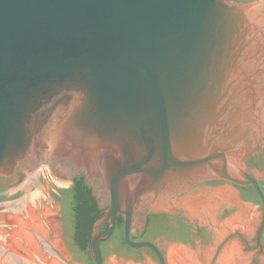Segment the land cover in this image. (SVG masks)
<instances>
[{"label":"water","instance_id":"water-1","mask_svg":"<svg viewBox=\"0 0 264 264\" xmlns=\"http://www.w3.org/2000/svg\"><path fill=\"white\" fill-rule=\"evenodd\" d=\"M261 147L264 0H0L1 188L52 162L101 181L95 264L119 215L127 244L165 264L130 240L136 212L207 227V196L243 203L231 185L182 196L212 180L254 188L260 238L247 161Z\"/></svg>","mask_w":264,"mask_h":264},{"label":"flooded vegetation","instance_id":"flooded-vegetation-1","mask_svg":"<svg viewBox=\"0 0 264 264\" xmlns=\"http://www.w3.org/2000/svg\"><path fill=\"white\" fill-rule=\"evenodd\" d=\"M234 1H251V0H234ZM55 171L60 170V172L66 177L65 181L69 182L70 185L66 189H59V192H55V201L59 206V213L60 219L57 222V229L51 230V236L54 237L57 234H60L58 240H61L62 246L64 247L65 244L67 245L68 240L66 239V232L69 236L70 243L74 246V248L78 251V254L81 256L79 257H72L71 263L72 264H80L82 260L88 259L90 264H95L94 259L91 254L90 244L93 234L94 225L97 220L93 223L90 238L88 240V247L83 250L81 248V244L78 238L77 233V225L78 220L74 215V207L75 204L85 206L87 201L85 199L79 198L78 196L81 195V189H86L91 192L92 197H94V202L98 204V208L102 211L101 217H103L107 206H102L100 200L95 194V188L97 184H100L105 189L104 185L99 180H90L85 177V175L75 168L66 166L63 168L57 167L55 164L52 165ZM251 170H255L262 174L264 177V147L259 148V151L251 156L247 161V173L251 175L259 184L263 194H264V181L260 178L253 175ZM19 176V175H18ZM17 176V177H18ZM13 179V178H12ZM12 179H0L5 181H11ZM6 184L1 183L0 188L4 187ZM233 186L236 187L240 193V198L243 202H247L254 205H261V201L256 194L254 188L251 185L247 186H237L234 183L225 181V180H212L206 181L203 183L198 184L193 189H191L188 193L182 195L186 196L191 193H196L203 190H215L220 187L224 186ZM254 193L259 199L260 203L256 204L254 201H245L244 197H249L252 200L256 197ZM181 196V197H182ZM231 215L229 210L224 209L222 210L219 219L225 220ZM100 217V218H101ZM98 218V219H100ZM140 224L139 226L134 227L132 223L131 233H130V240L135 243L139 242H149L155 245L159 251L161 252L164 263L167 264V259L164 251L156 242V238L165 236L166 239L170 237L168 240L171 244H186L184 238L190 237L191 235H195V238L200 235L202 228L197 223L196 225L191 223V219L184 214L182 209L175 211L173 213H145L140 217ZM134 222V218H133ZM261 225V224H260ZM109 227V222H106L101 230H106ZM207 229L213 231L214 227L212 224H207ZM260 228V226H259ZM258 231L254 238V245H246V249L248 252L252 253V261L254 264H260L259 258L264 255V230L260 238H258ZM119 229V232H118ZM125 219L122 215L117 217L116 221V228L113 235L105 242L100 244L101 255L103 259V264H106L109 258H115L119 264H127V263H134V264H146L147 261H150L154 264H160V261L157 255L151 249H141L135 250L131 248L126 240H125ZM212 234V233H211ZM236 238H240L238 233L230 234L224 240L222 245H218L215 247V257L213 262L216 260L217 255L220 253L221 249L225 244L229 241L234 240ZM209 247L208 249H210ZM204 252V251H202Z\"/></svg>","mask_w":264,"mask_h":264},{"label":"rangeland","instance_id":"rangeland-1","mask_svg":"<svg viewBox=\"0 0 264 264\" xmlns=\"http://www.w3.org/2000/svg\"><path fill=\"white\" fill-rule=\"evenodd\" d=\"M54 163L52 162L42 170H40L35 175L23 173L27 185L23 188V190H20V194L18 195L20 197L19 200L11 203H6L3 205L6 208H17V209H25L27 211V214L29 216V221L25 223V226L31 225V219H34L36 221L37 227H35L37 230H42L44 233H47V228L45 224H43V217H47V208H50L51 206L59 210V206L57 205L55 201V192H59V189H66L69 185L66 183L65 180L60 179L57 177L55 170L53 169ZM254 173H257L259 175H262L261 173L251 170ZM264 181V179H262ZM233 189L236 191V193L240 197V193L236 187H233ZM95 194L98 197V199L101 202L102 206H107L109 203V196L108 194H97V191L95 189ZM15 195V194H13ZM17 196V197H18ZM241 205L246 208H248V218L251 221V227L249 230L245 229L244 227L240 225H233L231 228H229L228 232L222 239H218L216 236L217 231L221 228H223L227 221H229L234 216L238 215L240 212V209L238 208H230L225 205H221L218 210L217 214L215 216L214 221L209 222L213 225L214 229L212 232H209L204 224H202V231L199 236L195 238V235H191L190 237L184 238V241L186 244H171L168 240L170 239L165 236H161L156 238V242L159 244V246L162 248L166 255L167 264L169 263L168 260V253L171 247L173 246H183L185 248H188L192 252L196 253L199 257V260L203 264H217L220 255L224 248L229 243H237L240 248L243 256L249 259V264H254L252 261L253 254L248 252L246 249V245L253 246L255 235L258 231V228L261 224L262 220V206L261 205H254L247 202H243ZM36 207V208H35ZM231 212V215L226 218L225 220H220L219 216L222 212V210L226 209ZM145 214L142 212H136L134 216V222L133 226H139L140 224V217ZM43 216V217H42ZM189 217V216H188ZM55 222H57V218H52ZM193 224V222L191 221ZM212 233V234H211ZM238 233L240 235V238H236L234 240L229 241L227 244L223 246L220 253L217 255L216 260L213 262V259L215 257L216 249L215 247L218 245H222L224 243V240L226 237L230 234ZM66 239L68 240V244L63 247L55 246L49 243L47 240L43 241V249L47 250V255H52V257L61 258L64 260L65 264H72L71 260L72 257H79L81 256L78 254V251L74 248L72 243H70L69 236L66 232ZM211 247L210 249H208ZM204 251V252H202ZM119 264V262L115 258H109L106 262V264ZM259 263L264 264V255L259 258ZM0 264H51L46 261H30V260H24L17 257H14L13 255H10L5 248L0 247ZM80 264H90V261L88 259L82 260ZM128 264V263H127ZM146 264H154L150 261H147Z\"/></svg>","mask_w":264,"mask_h":264},{"label":"crops","instance_id":"crops-1","mask_svg":"<svg viewBox=\"0 0 264 264\" xmlns=\"http://www.w3.org/2000/svg\"><path fill=\"white\" fill-rule=\"evenodd\" d=\"M55 172L58 178L64 180L60 170L57 169ZM19 192L0 188V247L5 248L10 255L20 259L65 264L64 260L47 255V250L43 249V241L45 240L52 245L62 247L61 240H58L60 234L51 236V230L57 229V222L60 219L59 210L51 206L46 210L47 217L46 215L45 217L42 216L47 233L37 230L32 225H27L24 228L22 224L29 221L27 211L3 206L6 203L19 200ZM54 217L57 218V222L52 219Z\"/></svg>","mask_w":264,"mask_h":264},{"label":"bare ground","instance_id":"bare-ground-1","mask_svg":"<svg viewBox=\"0 0 264 264\" xmlns=\"http://www.w3.org/2000/svg\"><path fill=\"white\" fill-rule=\"evenodd\" d=\"M207 197L212 203V205L208 207V221L212 222L215 219L218 208L221 205H225L227 207H229V205L227 204L222 193L210 195ZM230 208H238L240 209V212L238 215L227 221L223 228L217 231L216 236L218 237V239H222L228 232L229 228H231L233 225H240L247 230H249L251 227V221L248 218L249 210L248 208H246V206L244 207L243 205H240L239 207ZM31 223L32 226L37 227V225H35L36 221L34 219H31ZM22 225L25 228L28 224L26 226L25 223ZM37 229L39 228L37 227ZM168 260L170 264H203L199 260V257L196 253L183 246L171 247L168 253ZM217 264H249V259L243 256L240 246L237 243L233 242L227 244V246L224 248Z\"/></svg>","mask_w":264,"mask_h":264},{"label":"trees","instance_id":"trees-1","mask_svg":"<svg viewBox=\"0 0 264 264\" xmlns=\"http://www.w3.org/2000/svg\"><path fill=\"white\" fill-rule=\"evenodd\" d=\"M248 2V1H241ZM81 195L79 198L85 199L87 204L85 206L75 204L74 215L78 220L77 233L78 238L81 244V248L85 250L88 247V240L90 238V233L93 223L101 217L102 211L99 210L98 204L94 202V197H92L91 192L86 189H81ZM255 199L249 197H244L245 201H254L256 204H259L260 201L257 199L256 194L254 193ZM119 232V229H118Z\"/></svg>","mask_w":264,"mask_h":264}]
</instances>
